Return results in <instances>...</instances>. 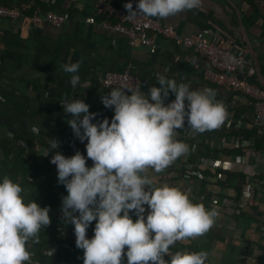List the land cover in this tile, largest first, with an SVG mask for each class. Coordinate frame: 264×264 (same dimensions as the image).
Masks as SVG:
<instances>
[{
  "label": "crops",
  "instance_id": "0c3cea01",
  "mask_svg": "<svg viewBox=\"0 0 264 264\" xmlns=\"http://www.w3.org/2000/svg\"><path fill=\"white\" fill-rule=\"evenodd\" d=\"M122 10L130 0H109ZM135 8L137 0H131ZM96 0H0L22 13L11 20L0 17V176L8 175L24 189L25 201L35 200L50 208L51 223L38 233L39 242L29 241L31 264H83L84 251L76 247L74 225L63 218L62 198L66 188L58 182L57 168L51 163L56 151L66 157L86 143L75 137L68 125L71 114L61 102L83 99L97 123L114 116L101 98L113 88L101 84L105 71H123L130 65L147 92L164 75L191 89L215 91V100L227 111L219 128L195 132L187 124L177 129L175 139L188 145V151L162 172L148 168L144 173L154 187H178L194 203L217 209L212 228L202 236L177 241L175 251H205L206 264H264V132L255 121L253 100L205 78L208 61L197 51L154 35L157 50L151 52L138 38L112 33L98 23H88ZM54 10L67 14L61 27L50 23L34 26L36 12ZM160 19L174 25L185 36L204 35L220 42L248 61L246 73L264 87V0H200L196 8ZM80 62L79 84L73 88L70 73L62 65ZM175 99L169 93L165 103ZM187 104V101H186ZM55 140V141H54ZM59 142V143H58ZM58 143V148H52ZM47 155V156H46ZM202 158H214L221 170L200 169L205 177L189 176L199 169ZM248 167L252 174L243 169ZM242 173L247 181L238 187ZM228 197V205L212 202L213 196ZM146 213L147 215V206ZM133 220L136 217L130 213ZM96 221L87 229L92 238ZM61 235L67 242L56 241ZM68 241L74 242L71 246ZM127 246L123 254L127 264ZM166 260L170 257L166 254Z\"/></svg>",
  "mask_w": 264,
  "mask_h": 264
},
{
  "label": "clouds",
  "instance_id": "9594fccd",
  "mask_svg": "<svg viewBox=\"0 0 264 264\" xmlns=\"http://www.w3.org/2000/svg\"><path fill=\"white\" fill-rule=\"evenodd\" d=\"M199 3L137 0L134 8L130 0L124 7L131 16L165 19ZM62 68L73 74L70 83L75 88L81 79L80 62ZM157 80L159 86L152 85L147 92L138 84L103 95L102 104L114 110L111 122L105 118L93 123L98 114L90 112L83 99L61 102L64 112L71 114L68 125L75 137L87 141L86 156L76 151L66 157L56 151L51 158L58 182L67 191L62 198L63 218L74 225L76 247L84 251L83 264H124L125 246L127 264H206L205 251L171 252L170 247L207 233L217 209L192 202L178 187H154L144 173L148 168L162 172L188 151L186 143L175 139L186 119L191 129L204 133L219 128L227 111L210 88L193 90L191 84L164 75ZM170 92L175 99L166 104ZM58 143L52 148L57 149ZM23 191L18 181L0 176V264H31L29 241L38 243V233L51 223L50 208L35 200L26 202ZM133 210L135 221L130 215ZM93 221L94 235L88 238Z\"/></svg>",
  "mask_w": 264,
  "mask_h": 264
},
{
  "label": "built area",
  "instance_id": "2783aa9c",
  "mask_svg": "<svg viewBox=\"0 0 264 264\" xmlns=\"http://www.w3.org/2000/svg\"><path fill=\"white\" fill-rule=\"evenodd\" d=\"M95 11L94 15L86 17L88 23H98L103 29L112 33H122L129 38H138L143 45L150 48L151 52H155L158 46L154 35L171 39L177 45L197 51L209 63V68L205 72L207 80L228 90L242 93L253 100L255 121L260 127V132H264V87L247 77L241 76V73L246 72L248 66V61L244 55L235 53L220 42L204 35H182L174 25L165 24L158 18L144 14L128 15V11L122 10L109 0H96ZM21 13L16 7L0 4V17L15 20ZM66 19L67 14L54 10L36 12L31 16V22L34 26L50 23L56 27H61ZM101 84L106 88L121 89L132 88L140 84L142 88V80L134 72L132 65L123 71H105L101 76ZM125 91L127 93V89ZM92 164L91 159H88L87 166L91 167ZM206 168L217 172L221 168V164L214 158H202L200 168L189 169L188 175L205 177L200 169ZM243 171L246 174H252L248 167L244 168ZM212 202L217 205H228L231 200L228 197L219 198L214 195Z\"/></svg>",
  "mask_w": 264,
  "mask_h": 264
},
{
  "label": "trees",
  "instance_id": "16d2710c",
  "mask_svg": "<svg viewBox=\"0 0 264 264\" xmlns=\"http://www.w3.org/2000/svg\"><path fill=\"white\" fill-rule=\"evenodd\" d=\"M241 76H242V77H247L249 80L253 81V79L251 78V76H249V74L246 73V72L241 73ZM219 170L222 171L221 168H220ZM219 170H218V171H219ZM220 171H219V172H220ZM201 172H202V171H201ZM203 174H205V173L203 172ZM239 174H240V176H241L242 179H241L240 186L238 187V190H239L238 196H239V194H240V192H241V189H242L241 187H242L243 184L248 180L247 177H245L244 174H242V173H239ZM215 175L218 176V172H217ZM56 241H57V242H60V243H65V242H67L66 240L63 239V237H62L61 235H57V237H56ZM68 243H69L71 246L74 245V242H72V241H68Z\"/></svg>",
  "mask_w": 264,
  "mask_h": 264
}]
</instances>
